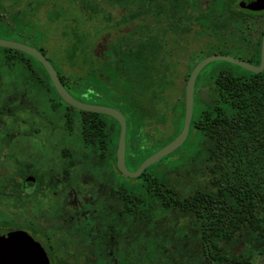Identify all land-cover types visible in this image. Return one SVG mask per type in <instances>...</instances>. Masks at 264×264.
<instances>
[{"label": "trees", "instance_id": "trees-1", "mask_svg": "<svg viewBox=\"0 0 264 264\" xmlns=\"http://www.w3.org/2000/svg\"><path fill=\"white\" fill-rule=\"evenodd\" d=\"M63 1L70 3L71 11L73 5L78 6L90 17L88 21L101 16L102 3L125 12L119 24L95 35L97 42H89L91 35L82 29L67 33L71 40L67 67L58 70L53 66L77 100L118 106L129 121L130 146L142 152L144 144L153 151L142 161H135L132 171L176 139L184 126L185 90L173 107L177 133L168 140H158L167 122L160 103L173 86L167 41L171 33H189L181 23L197 22L200 36L207 30L231 32L234 48L220 38L213 44L214 54L234 52L253 65L261 63L264 12L242 10L239 0ZM59 2L0 0L2 39L32 46L24 36V31L31 29L32 17L48 6V18L59 20ZM130 22H139L130 31L138 36L149 30L151 22L163 30L146 39L140 37L132 45L116 29ZM110 30L116 33L111 35ZM39 50L46 55L43 48ZM206 57L204 52L191 57L186 80L195 62ZM84 65L88 70L80 75ZM211 84L218 91L217 98H203L200 92ZM0 85H19L29 100L54 99L56 103L49 110L62 118L71 115L68 139L73 152L70 157H59L63 162L71 161L74 173L86 172L87 182L79 181L81 174H73L72 179L75 188L83 184L81 189L87 191L88 199L82 207L67 209L66 215L68 204L60 202L55 207L50 203L42 212L50 221L45 227L46 237L50 240L56 234V264H67L61 259L80 256L85 259L81 264H255L257 257L264 256V71L254 74L226 62L210 64L196 83L194 115L185 142L194 145L193 154L181 157L182 163L169 171L148 168L136 179L118 171L119 177L114 175L120 132L117 122L89 113L90 127L85 134V113L65 109L69 106L55 92L37 60L0 48ZM51 92L54 94L50 96ZM29 108L26 115L33 116L32 109L47 107L30 103ZM147 128H152L154 137L147 135ZM61 130L66 133L64 127ZM40 178V184H45L44 177ZM22 193L20 185V211H38L41 202ZM60 220L68 225L60 224Z\"/></svg>", "mask_w": 264, "mask_h": 264}, {"label": "flooded vegetation", "instance_id": "flooded-vegetation-1", "mask_svg": "<svg viewBox=\"0 0 264 264\" xmlns=\"http://www.w3.org/2000/svg\"><path fill=\"white\" fill-rule=\"evenodd\" d=\"M242 1L244 0H239V7ZM17 8L19 9L20 6ZM116 24H119V22ZM129 24L132 25L135 24V22H130ZM128 25H125V27H123L122 29H125ZM119 27L121 28V26ZM116 29L119 30L118 27ZM67 33L68 32H65V37H67ZM172 35L175 34L171 33L170 36ZM129 38H131V36H129ZM37 50L40 51L39 49ZM43 55L50 62L47 56L45 54ZM87 70L88 66L83 73H85ZM53 88L57 93L54 85ZM53 94L54 93L51 92L50 96ZM30 103L42 104V106H45L47 108L41 110L38 108L32 109L35 113L33 114V116H28V114L26 115V113H29L31 111V109L29 108ZM54 103H56L54 99L29 100L26 91L24 89H20L19 85H0V237L11 233H16L18 235V264H20V231L27 233L45 250L50 264H56V258L53 254V250H55L57 247V244L55 242L56 234H53L54 236L51 237L50 240L51 242L53 241V243L51 244L50 240L46 237L45 234L46 224L47 222L50 223V221L48 220L49 218H46L44 213L42 212L47 209V206L50 203L55 207V204L57 202H60L68 204V206L65 207L66 215L68 212L67 209L71 210L74 207H82V202H85L88 199L87 191H85L84 188L81 189V186L83 184L75 188L73 186L72 179L73 174H81L79 181L81 183H85L89 179L86 172L84 174L83 172L74 173V169L71 167V161H69L68 159L66 162H63V159L59 157V155L63 154L70 157L71 153L73 152L72 145L69 143L68 139L69 133H71V115H66L64 118H62L61 116L54 114L48 108ZM83 103L93 106L111 107L121 112L118 106L114 107L111 105H107L106 102L100 100ZM35 105L36 104H34L33 106ZM68 106L69 108L65 107V109L71 112L72 109L70 107L72 106ZM84 113L83 127L84 133L86 134L88 133L90 127L89 113L92 112ZM122 115L124 116L123 113ZM124 118L127 123V150V138L129 137V121L125 116ZM115 121L117 122L116 130L118 128L120 131V137L121 125L117 120ZM63 127L65 128V134H63L61 130ZM114 129L115 125L112 130ZM148 129L150 128H147L146 130L147 135H149ZM149 136L153 137V135ZM58 170L60 172H58ZM116 171L121 173L117 166V151L116 169L114 170V175L117 174L119 177V174ZM40 177H44L43 179L46 182L45 184H40L42 180ZM20 185L21 190L23 191V197H27L30 195V198L33 201H39L41 203L45 202L48 203V205L41 206L40 203V206L38 207L39 212L37 210L21 212ZM52 213L55 214L56 212L52 211ZM67 216L70 217V219L72 218L71 214ZM40 217L43 218V220H40ZM20 218L22 219L21 222ZM60 221V224H63L65 227L68 225L67 222L65 223L62 220ZM81 258L83 259V261L80 262L79 259ZM61 260L67 261V264H81L85 261V259L81 256L75 259L69 258L67 260Z\"/></svg>", "mask_w": 264, "mask_h": 264}, {"label": "rangeland", "instance_id": "rangeland-1", "mask_svg": "<svg viewBox=\"0 0 264 264\" xmlns=\"http://www.w3.org/2000/svg\"><path fill=\"white\" fill-rule=\"evenodd\" d=\"M47 4L48 3L45 5ZM101 5L103 7V13L93 21H88L90 17L84 12L81 13L78 6H76V9L75 5H73L71 11L70 3H66L63 0H60L59 5H57V10L60 11L59 20L48 18L51 8L44 6L42 7L39 14H37L35 17H32V22H30L31 29L25 30L24 36L26 39H28V41H30L32 46H35L38 49L43 48L46 51L47 58L58 70H60V67L63 66L65 68L67 62V49L71 43L70 38L65 37V32L71 33L72 31L73 33L75 30H78L79 32H82L83 30L84 32L91 35V37L88 39L89 42H97L99 37L96 39L95 35L97 33L101 34V32L104 31L107 32V27L109 25L115 26L116 23H118L122 18V14L125 13L121 8H112L105 3H102ZM107 19H110V22H107ZM77 22H82L83 27H81V23L77 24ZM138 23L139 22H135V24L132 25L129 24L125 29H122L123 27H118V29H120L117 30V34L122 36L129 44L132 43V45H134L138 40H140V37L146 39L163 30V28L157 26L156 23L151 22V29L149 28V30L143 33L141 36L129 32L132 28L136 27ZM149 23L150 22H148V24ZM181 28L188 29L189 33L184 37L172 35L167 41L169 47L171 48V56L168 58L173 64L171 68L172 75H170L169 81L172 82L173 86L165 93L160 103V111L162 114H165L163 116L167 122L166 125L161 129V137H159L158 140H168L177 133V124L173 119V107L175 103L178 102L183 91L185 90L187 83L186 76L188 74V65L191 57L199 52H204L205 56L208 57L210 55H214L215 52L213 44H217L220 38L226 39L228 41V45L234 48L230 41L231 32H215L207 30L204 36H200L197 34H199L201 31V26H199L196 22H193V24L183 22L181 23ZM109 32H112L110 34L114 35L113 33H116V30H110ZM235 34L236 35L234 39H237L238 33L235 32ZM4 35L5 34L3 31L0 29V38L5 37ZM129 36H131V38H129ZM225 53H228L230 54L229 56L235 58L238 57L234 52ZM85 69H87V66H83L81 73L79 72L80 75L83 74ZM152 131L153 130L151 128L148 129L149 135H153L154 137L155 134ZM130 136L131 134L129 132V138ZM129 138L126 150V164L128 165L130 171H132L131 169H133L134 165L136 164L135 161H142L145 156L151 154L153 151L148 150V145L144 144H142L144 151H137L135 147L132 148L130 146ZM194 149L195 147L193 144L190 145L188 143H184V145L172 155L149 167V171L163 168L166 170L168 169L169 171L175 165H180L182 163V161H180L181 157L191 156ZM132 159L134 160L133 162ZM21 220L22 219L20 218V222ZM242 250L243 248L241 247L239 251ZM79 261L81 262L83 259L81 258ZM255 264H264V256L257 257Z\"/></svg>", "mask_w": 264, "mask_h": 264}, {"label": "water", "instance_id": "water-1", "mask_svg": "<svg viewBox=\"0 0 264 264\" xmlns=\"http://www.w3.org/2000/svg\"><path fill=\"white\" fill-rule=\"evenodd\" d=\"M242 9L261 12L264 11V0H244L240 3ZM0 48L13 49L36 59L47 71L59 97L68 105L84 112L98 113L117 120L121 125L117 149V166L120 172L128 178L136 179L152 165L172 155L186 142L191 128L195 107V89L199 75L216 62H226L238 66L248 72L259 74L264 71V35L261 44V63L253 65L247 61L224 54H214L202 61H196L185 88V118L184 126L179 136L167 146L146 159L136 171H130L126 165V135L127 123L122 113L106 106L88 105L75 99L62 85L58 73L46 57L37 49L18 42L0 39ZM203 98H217L218 91L214 84L202 89ZM18 235L11 233L0 237V264H18ZM20 264H50L45 250L27 233L20 231Z\"/></svg>", "mask_w": 264, "mask_h": 264}]
</instances>
